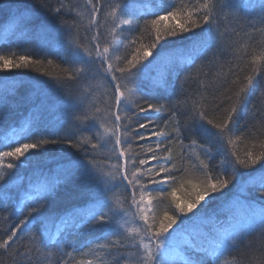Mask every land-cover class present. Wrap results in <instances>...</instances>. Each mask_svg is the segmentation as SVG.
I'll list each match as a JSON object with an SVG mask.
<instances>
[{
    "label": "trees",
    "instance_id": "trees-1",
    "mask_svg": "<svg viewBox=\"0 0 264 264\" xmlns=\"http://www.w3.org/2000/svg\"><path fill=\"white\" fill-rule=\"evenodd\" d=\"M22 2L35 16L26 34H21L15 21V6L0 5V56L13 60L20 55L31 57L27 67L0 69V151H10L20 143L40 146L18 159L5 157L0 162V244L29 209L42 207L32 213L31 223L10 248L0 247V264H117V251L123 253L128 238L120 230L114 234L116 227H111L118 213L126 209L130 194L151 199V223L166 210L174 214L173 201L183 204L192 194L190 185L181 186L182 180L191 179L195 184L203 179L187 152L206 160L201 148L209 147L211 162L223 157L224 172L231 170L230 158L212 125L203 120L195 123L193 134L199 140L191 149L181 147L176 129L181 113L193 106L205 109L209 119L218 118L212 112L216 102L226 96L234 100L249 75L255 81L235 115L236 131L228 137L232 140L229 147L241 158L264 151V0H219L212 26L206 23L159 41L152 55L134 70V85L123 77L117 81L122 85L120 105L115 102L106 65L100 66L99 60L90 62L87 53L95 56L96 45L101 50L108 47L109 62L114 67L125 66L120 61L126 53L130 58L134 49L143 50L152 43L151 20L157 15L174 12L178 18L163 23L179 25L186 13L205 0H40L53 11L40 7L38 0ZM61 6L56 15L54 10ZM146 102L166 108L158 114L139 113L138 105L146 106ZM113 114L121 117L118 124ZM146 121H153L154 128L139 130L136 135L138 125ZM114 123L112 142H104L101 127ZM92 126L98 131L91 130ZM153 130L162 134L150 135ZM181 140L185 146L190 143ZM157 143L165 150H158ZM153 155L161 158L160 163L170 158L177 169H184L176 175L175 184H147V175H154L150 170L159 169ZM69 164L73 165L72 175L53 186L54 180L64 179L61 166ZM133 164L144 173L135 188L120 180L125 168L136 171ZM111 166L121 169L117 177ZM255 170L264 173V160L254 168L240 169L229 186L231 191L213 196L178 232L197 244L206 243L228 228L233 217L247 216V210L237 204V194L254 190L258 183L252 176ZM173 187L178 191L168 196ZM101 212L110 221L92 224L91 215L98 217ZM82 214L88 223L81 222ZM49 216L63 217L79 227L57 231L53 224L44 228L41 218ZM251 219L257 223L264 215L257 210ZM215 251L218 258H211L212 264H264V230L241 233L231 246ZM180 254L183 256L172 264H186L188 255Z\"/></svg>",
    "mask_w": 264,
    "mask_h": 264
},
{
    "label": "snow or ice",
    "instance_id": "snow-or-ice-1",
    "mask_svg": "<svg viewBox=\"0 0 264 264\" xmlns=\"http://www.w3.org/2000/svg\"><path fill=\"white\" fill-rule=\"evenodd\" d=\"M38 2H40V0H38ZM218 3L219 0H217L216 3H212L211 0H205L202 5L194 8L192 12L186 13L179 25H165L163 23L165 21L177 19L178 17L174 12L169 11L165 15H157L155 19L151 20V27L154 30V33L150 37L152 43L143 48V50L141 48L134 49L130 54V58L129 54L126 53L124 59L120 61V63L125 66L114 67L113 64L109 62L112 60L109 48L104 47L101 50L98 45L94 46L96 51L95 56H93L92 52H88L87 56L89 61L92 63L99 60L100 66L106 65V74L111 73L110 83H112L116 104L120 105L122 103V93L120 92L122 85L117 82L121 79V77L127 79L130 84L134 85V82L131 79L135 75L134 70L141 64L142 61L152 55V50L155 49L159 41L167 39L168 37L176 36L180 33L192 31L206 23L212 26L213 19L215 18L214 12ZM0 5H4L9 8L15 6L17 11L15 21L20 27L21 34H26L33 26L35 20L34 10L23 3L22 0H0ZM40 7L53 11L43 2H40ZM220 7L223 8L227 6L220 5ZM93 8L95 9V5H93ZM62 9L63 6H61L60 9H55L54 11L56 15H59ZM128 23L131 22L129 21ZM139 27L140 26L137 24L138 29ZM95 39L99 41L100 37L97 36ZM211 42L212 41L208 43L209 46H211ZM113 51H115V49ZM30 60L31 57L26 55H20L18 60L0 56V69L10 70L12 68L27 67ZM254 81V76H247L246 83L239 88L234 100L231 96H226L222 101L216 102L212 112L218 113V118L214 116L212 119H209L208 112L199 106H193L181 113V119L177 124L175 137L178 141H180L181 147L191 149L197 146L196 141L199 140V137L193 134L195 123L200 120L206 121L217 130L221 147L224 149L225 154L230 158L232 168L227 174L224 172L223 165L226 161L223 157L215 163H212L210 156L212 149L209 147L201 148L203 155L207 157L206 160L200 159L199 155H192L191 152H187V158L189 160L196 161L193 167L202 175L203 179H200L199 182L195 184L191 179L182 180L181 186L190 185L192 188V194L183 204L173 201L174 207H172L171 210L174 214H169V211L166 210L158 220L153 218L151 223H149V216L146 211L147 205L151 204V199L146 201L144 194H141L140 203L137 207H141V205H143L144 214L140 217L143 223L139 229V231L143 232V237L136 245V260L138 264H172L173 252L176 249H180L181 252L188 255L186 264H212L211 258H218L215 251L217 248L223 245L231 246L235 238L246 231H251L255 228L264 230V219L257 223H253L251 219L257 210L264 215V176H260L253 191L245 192L244 190H241L237 194V204L242 209L247 210V216L239 219L237 216L233 217L228 228H225L223 231L214 235L211 239H208L206 243L197 244L190 237H180L179 235H176L178 230L185 224L186 221H193V219L198 216L200 210L213 198V196H222L226 193V190L231 191L229 186L232 185L233 181H236V178L240 175V169L254 168L258 162L260 163L264 160V151H261L259 154L249 152L244 158H241L237 153L232 152L229 147L232 144V140L228 139V137L236 131L235 115ZM163 83L166 84L167 81L165 80ZM165 108V105H157L153 102H146V106L138 105V112H152L158 114L164 111ZM175 112L176 109L174 108L173 115H175ZM113 115L114 121L118 124L121 117L117 114ZM152 128H154L153 121L140 123L138 125V131L135 134L138 135L139 130L147 131ZM161 134V132H157L155 130L150 133V135H155L157 137ZM113 135H115V132ZM181 137H183L184 140H189L190 143L185 146ZM120 142L119 136H116V144H119ZM51 143H57V141H51ZM66 143L75 147V145H73L70 141ZM39 146L40 145L38 143H20L19 146L13 147L10 151H0V162H2L5 157L18 159L30 150L38 148ZM156 148L160 151L165 150L161 148L160 143H157ZM261 148H264V143L261 144ZM120 155H123V153ZM152 159L157 161L159 169L158 171L155 168L150 170L154 173V175H147L146 180L148 185L158 183L175 184L176 175L183 173L184 171L183 168L177 169L176 165L170 158H164L163 163H160L161 158L156 155H153ZM140 163L145 164L147 161H140ZM8 167L12 168L13 165L9 164ZM61 168L65 172L64 179L63 181L60 179L54 180L53 186H55V184L63 183L72 175L70 169L73 168V165L69 164L67 166H61ZM132 168H135L136 171L128 172L127 168H125L124 172L120 175V180L121 182H126V186L131 185L135 188L140 185V180L142 176H144V173L142 169L137 168L135 164L132 165ZM117 170L119 171V168ZM138 173H140V175H138ZM229 173L231 174V178H229ZM129 176H131V179H129ZM0 179H3V177L0 176ZM176 191H178V189L173 187L171 191L168 192V196H172ZM241 196L244 197L243 200L239 199ZM133 200H135L134 195ZM40 207H42V205ZM40 207L29 209L23 219H20L14 227H10L6 232V239L3 240L0 247L5 249L10 248L11 245L19 239L18 233L24 231L31 223L30 218L32 213L38 211ZM91 220L94 221L92 224L110 221L107 214L103 212H101L98 217L95 214H92ZM81 222L88 223L83 214L81 215ZM53 224L55 225L57 231H60L61 229L68 231L70 229H78L79 227L78 224L68 223L63 217L59 219L54 216L41 218V226L44 228ZM189 253H191V256ZM120 260H123L124 264H128V260L124 254L117 251V264Z\"/></svg>",
    "mask_w": 264,
    "mask_h": 264
},
{
    "label": "rangeland",
    "instance_id": "rangeland-1",
    "mask_svg": "<svg viewBox=\"0 0 264 264\" xmlns=\"http://www.w3.org/2000/svg\"><path fill=\"white\" fill-rule=\"evenodd\" d=\"M115 125L116 123L111 124V125L107 124L101 127L100 133L102 132L101 138L104 142L108 143V140L112 142V137H111L113 133L112 130L115 129ZM110 145L111 147H114V144H110ZM115 146L118 147V145H115ZM111 149L114 150L113 148ZM121 163L124 164L123 162ZM112 170L114 171L113 173L117 177L121 169H119L118 171V170L113 169L112 167ZM133 195L135 196V200H133ZM140 196L141 195L138 193H133L129 195V198H128L129 201H127L126 209L118 213V215L115 217V219H117L116 223L114 224L115 226L113 225L111 227V228L116 227L114 234L120 230V232L124 234L123 236L128 238V245L125 246V249H122L121 252L125 253L126 258L128 260H132L133 264H138L136 260V245L141 241V238L143 237V232L139 231V229L141 228V225L143 223L140 217L141 215L144 214L143 212L144 206L141 205V207H137V205L140 203ZM144 196H145V200L147 201L148 198L146 197V195ZM146 211L150 219V204L147 205ZM176 235H179L180 237H186L185 233H182L180 231ZM180 252H181L180 249H176L173 252L172 262L177 257L183 256L182 254H180Z\"/></svg>",
    "mask_w": 264,
    "mask_h": 264
},
{
    "label": "bare ground",
    "instance_id": "bare-ground-1",
    "mask_svg": "<svg viewBox=\"0 0 264 264\" xmlns=\"http://www.w3.org/2000/svg\"><path fill=\"white\" fill-rule=\"evenodd\" d=\"M147 65V64H146ZM145 66V65H144ZM171 67H173V66H171ZM98 127L97 126H92L91 127V130H93V129H95V131H98V129H97ZM252 176H254V178H256V179H258L260 176H264V173L263 172H261V171H253L252 172Z\"/></svg>",
    "mask_w": 264,
    "mask_h": 264
}]
</instances>
